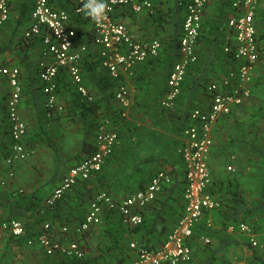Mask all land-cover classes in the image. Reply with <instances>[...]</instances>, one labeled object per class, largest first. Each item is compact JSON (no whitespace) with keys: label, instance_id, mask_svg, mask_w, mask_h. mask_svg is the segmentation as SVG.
I'll use <instances>...</instances> for the list:
<instances>
[{"label":"crops","instance_id":"crops-1","mask_svg":"<svg viewBox=\"0 0 264 264\" xmlns=\"http://www.w3.org/2000/svg\"><path fill=\"white\" fill-rule=\"evenodd\" d=\"M151 1L153 3L151 10L146 9L135 13L123 7L115 13L116 19L124 22L135 38L143 40L158 38L161 40L162 46L157 56L138 63L131 69L121 70V80L128 86L131 104L125 119L119 124L121 131L119 130L120 136L114 153L108 157L99 173L92 175L87 180L79 181L67 192L69 198L61 210L57 211L53 216V227L56 236L64 237L62 241L65 243L78 239L84 247L85 256L96 255L100 252L109 253L107 245L105 246L106 242L109 243L104 232L107 228L122 229L130 227L128 229L130 231L124 232V237L126 238L125 246L127 241L130 243L135 241L138 244L142 241V243H147L154 247L161 245L168 232L176 224L184 207L182 190L184 167L178 154V148L182 143V128L186 123L184 118L186 112L192 110L195 106L207 107L206 88L204 90L201 85L203 81L207 79V83H210L214 80H221L229 70L236 68L239 64L234 57L231 58L225 55L223 50H221L224 47L227 36L230 34L225 22L227 17L233 12L231 3L234 0H208L202 18L201 36L197 45L199 61L190 69L183 84L181 95L175 105L171 108L162 107L160 101L167 90L169 72L179 57L177 35L178 37L180 36L179 33H181L186 9L182 13L177 12L176 7L178 4L182 5L183 0ZM51 4L55 8L62 7L68 10H71L72 5L69 0H51ZM19 21L20 13L18 9L14 8L11 12L10 20L0 26V47L10 46L8 49L0 50V65L9 63L10 65L18 66L21 70L20 79L23 92L20 113L27 123V137L33 138L38 144V148H40L42 144L39 137L43 134L40 131V124L48 119L46 118L48 115L45 116L42 104H37L33 91L36 89L40 92V89L36 88L40 80L34 68L37 67L38 61L43 59L42 50L44 47L40 40L27 39L23 33L24 27L26 25L28 27L30 23V13L27 14V18L25 17L22 22ZM17 23H19V27L15 29ZM71 23L77 30L78 43L89 44V49L84 53L81 62L84 84L93 96L100 95L104 97L108 95L105 93V89L109 86V81L112 78L100 64V59L97 56L99 46L90 41L92 23L86 17H73ZM255 24L257 33L261 31L264 33V0L259 4L255 14ZM262 42H264V38H262ZM26 47L27 50L25 49ZM27 64L30 66L28 67ZM263 68L264 58L257 63L255 78L251 85V96L245 99L241 105L235 107L230 115L218 119L214 125L213 146L209 163L212 171V182L215 184L213 186L216 190L214 195L217 198L220 197L219 194L222 192L219 190L221 179L227 174L225 162H232L235 170L236 166L242 167L250 161L248 156L252 149H250L246 140L251 138V136L248 134L246 137V131L242 129L240 131V135L244 131L242 137L243 139L245 138L244 141H234L223 151L220 146L222 144L225 146V142L232 136L237 137L239 135L234 127L236 118L241 117L243 114L248 115V112L256 107L257 98L260 94L259 81H262ZM33 75L38 78H35V80L32 78ZM8 89V83L5 80L0 81L1 105L5 104V92ZM25 89L26 91H24ZM108 89L110 93L114 91V88L111 89L109 87ZM68 94V91L64 95L62 92L58 93L59 101L64 103ZM42 97L44 98V96ZM116 101L114 97L109 99V103L102 99L99 106H101L102 110L114 109L118 106ZM74 109L75 111L73 112H77V116H79L80 109ZM84 119H93V115L84 116ZM67 122L63 121L62 125H67ZM110 126L116 131L118 130L117 125L115 127L110 124ZM5 129L6 127L0 123V219L9 216V207L12 203L21 202L28 204L34 198V193L43 196L42 202L44 203L45 199L61 182L63 176L75 162V158L67 161L68 164L61 172L62 176L47 191L40 190L39 183L36 182L34 184L39 179L37 173L41 164L33 165V157L35 155L18 162L14 167V177L8 179V165L6 163L8 156L5 158L3 155H5L6 150H9L8 155L10 154L12 142L10 133L7 132L5 134ZM94 137L95 135H92L89 139L92 143L94 142ZM4 138L8 142L9 148L3 146ZM81 141L82 139L78 143H73L76 146L73 151L67 153L64 157L65 159L72 158L76 152L80 151ZM256 143L263 144L257 141ZM223 153H225L224 156L222 155ZM256 153L254 158L259 162L261 158L259 154L261 153L259 151ZM81 154L84 157L86 153L83 152ZM37 161L38 159H36ZM141 161L146 162L145 167H142ZM248 164V169L245 172L252 174L250 171L255 168L256 171H252L253 174L258 172V177H264V170L262 167L259 168V164L254 165L251 162ZM159 169H166L171 172L177 187L173 191L165 189L160 192L156 200L143 210L146 223L145 229L139 232L131 231L133 226L124 224L120 219L119 213L115 215V213H108L105 210L101 214L100 222L93 225L95 227L82 236L84 237L82 241L79 239L81 236L74 235L73 229L87 213L92 197L96 193L108 192L117 200H122L138 189L144 188L149 183L154 172ZM3 179H8L5 185L1 184ZM252 181L253 179L248 185L242 186L243 191H250L249 186ZM256 182V189H258L259 178H257ZM261 185L262 181L260 179V187ZM83 196L84 201L81 199ZM228 202L231 203L229 200ZM78 203L82 205H78L75 208L80 209V211L75 210L73 207ZM220 207H223V209L214 212L209 211L205 217L207 226L210 227L208 232L211 236L207 235L210 238L209 244L218 249L215 252H212V249H206L202 252V247L205 248L207 244L202 236H205L206 233H195L192 238V244L195 246V249H193V260L187 264H206L208 258L213 264H229L230 262L250 260L251 251L243 241L242 237L244 235L238 230L230 231L228 229L230 225L228 224L230 220L228 219L229 207L226 204H221ZM224 209L227 214L222 211ZM35 212L37 213L38 211L31 210L27 217V220L33 223L30 229L32 232L31 236L36 235V231L41 225V221L35 217ZM208 222L211 223V226L208 225ZM242 222L244 221L238 222L236 225ZM260 222L263 223L259 218L251 223L257 225ZM251 223L248 224L251 225ZM61 225L69 227L70 233L65 234L66 237L60 231ZM258 234L264 243V227L258 229ZM258 234L256 232L257 238ZM10 239L12 237L9 235L0 238V264H67L68 262L67 256L60 253L48 255L38 243L33 245H28L26 242L18 244L13 243L12 240L10 242ZM132 249L130 251L136 254L135 249ZM115 254L118 255L117 253ZM109 255L112 256L111 252ZM258 256L264 260V249L259 251ZM108 260L110 261V258ZM101 263L126 264L124 262L118 263L115 260Z\"/></svg>","mask_w":264,"mask_h":264},{"label":"built area","instance_id":"built-area-1","mask_svg":"<svg viewBox=\"0 0 264 264\" xmlns=\"http://www.w3.org/2000/svg\"><path fill=\"white\" fill-rule=\"evenodd\" d=\"M26 0H0V26L10 20L11 12L19 2ZM71 10L55 8L51 0H29L30 23L25 30V37L40 40L43 45V59L38 61L37 71L43 85L47 115L63 111L65 104L58 99L57 77L61 68L69 75L81 98L92 101L94 96L84 84L81 62L89 49L88 43H78V33L72 25L73 17H86L92 23L90 41L99 46L97 56L100 64L109 75L118 80L115 98L121 108V116L125 117L131 104L130 92L126 83L121 80V70L131 69L136 64L159 54L162 42L158 38L137 39L129 27L116 19L115 13L123 7L138 13L151 10V0H105V13L100 20H93L85 14L86 0H69ZM262 0H234L233 12L227 17L225 26L228 29L224 51L232 53L239 62L222 77L207 85L208 105L205 108L195 107L190 111L189 123L182 131V143L178 148L185 174L183 190L184 207L174 227L168 232L165 241L157 247L140 245L135 241L130 247L136 254L128 264H179L192 260L193 252L190 242L194 236V228L203 219L206 212L221 206L220 200L211 192L212 171L210 155L213 146V129L221 117L230 115L235 107L241 105L252 94L251 85L255 78V70L259 62L260 50L257 39L255 14ZM208 0H190L179 38L178 60L172 66L167 90L160 104L171 108L181 95L182 87L190 69L199 61L197 45L202 29V18ZM21 70L15 65H0V81L8 83L5 101L9 133L12 139L11 152L6 158L8 165L7 178L15 175V165L32 157L36 149L27 145V123L20 113L22 99ZM1 113V108H0ZM118 140V132L110 126L105 118L95 133V151L72 165L63 176L61 182L45 199L47 206H53L63 194L81 180H87L102 170L108 157L113 153ZM229 170L234 168L229 165ZM7 179V180H8ZM1 181L2 185L7 182ZM173 180L166 169L157 170L149 183L122 200H117L108 192L96 193L89 205L84 219L73 229L74 235H83L91 226L100 222L103 211L116 210L122 222L138 225L143 222V210L152 204L157 195ZM211 226V223L208 222ZM230 231L238 230L246 236L252 247H262L253 227L248 223L230 224ZM26 223L19 218L0 219V238L9 235L14 238L26 234ZM62 234L70 233L67 225H61ZM66 237V235H65ZM205 243L210 238L202 236ZM64 238V237H62ZM56 236L53 223L46 220L41 223L35 236L26 239L28 245L38 243L48 255L60 253L67 257L82 258L84 247L78 239L65 243ZM233 264H249L245 261Z\"/></svg>","mask_w":264,"mask_h":264},{"label":"trees","instance_id":"trees-1","mask_svg":"<svg viewBox=\"0 0 264 264\" xmlns=\"http://www.w3.org/2000/svg\"><path fill=\"white\" fill-rule=\"evenodd\" d=\"M189 1L190 0H183V3H182L183 6L179 5L177 3L178 4V6L176 7L177 12L179 11V13H182V11L184 9H186V5L188 4ZM15 8L18 9V12L20 13V21L19 22H22V20L25 17L27 18V14L30 12L31 6L29 3V0H26V1L19 2ZM179 34L181 35V33H179ZM200 36H201V34H200ZM179 38H180V36L178 37V35H177V47L178 48H179ZM262 38H264V33L261 31V32L257 33L258 46H259V50H260L259 60L261 58H264V42H262ZM199 39H200V37H199ZM9 47H10L9 45H6L5 47H0V50L8 49ZM221 50H223L225 55H228L231 58H233L232 53L225 52L223 48ZM149 59H147V60H149ZM5 65H10V64L5 63ZM27 66L29 67L30 65L27 64ZM34 70L38 73L37 67H35ZM32 78L37 79L38 77L33 75ZM117 83H118V80L112 78V80L109 81V86H107V88L105 89V93H107L108 95L103 97V96H100L98 94L99 96H97V95H96V97L94 96L93 100L89 102V101L83 100L81 98L80 94L77 92V90L75 88V85L72 83L68 73L63 68H61L59 73H58V77H57V85H58V90H59L58 93L62 92V94L64 95L68 91L69 94L67 95L66 98L64 97L65 98V100H64L65 101L64 102L65 103V109L63 111L53 112L50 117L46 116L47 110L45 107V95L43 92L42 83L39 82V84L36 86V88L38 87L37 89H40V92L37 91L36 89H34L33 93H35L34 94L35 99L38 100V98L40 96H44L42 106H43V112H44L46 118H51V117L58 115V116H60V118H59V120H60V119H63L62 117H64V115H66V113L69 110H70L69 113H73V111H75L74 108H77V109H80L78 114L80 115L81 118H83L82 119L83 123L86 124V126L92 127V128H90V127L85 128V134H84L82 141H81L80 151L76 152V154L74 156H72V158L69 159V160H71V159L75 158L74 164H76L77 162H79L83 158L81 153L84 152V153H86L85 156H87V155H89L95 151V149H96L95 144H94V142L92 143L89 139L92 135H95L97 128H98V125L105 118H108L110 120L111 125H114L115 127L117 125V128H118L117 132H118V139H119V136H120L119 130L121 131L119 124H121V122L125 119V117L121 116L120 106L118 105L114 109H106V110H102L101 106H99L102 99H105L109 103L110 98H112V97L115 98ZM208 83H207V79L205 81H203V83H201L204 90H205V88H207ZM109 87H111V89L114 88V91H113L114 93L109 92V89H108ZM206 93H207V90H206ZM115 100H116V98H115ZM0 108H1L0 123L2 125H4V127H6V129L4 131H5V134H7V132H9V123H8V113H7L6 105L0 104ZM190 111L191 110L186 112V116L184 117L186 119V123L183 126L182 131H183L184 127L190 121L189 120ZM75 113H77V112H75ZM89 114L93 115V119L85 120L84 116L88 117ZM254 128L256 129V133L254 136L259 139L260 138L259 130L256 127H254ZM250 132H251V134H253L252 131H250ZM248 134L249 133L246 132V137ZM251 134H250V136H251ZM256 138H254L252 140H250L248 138L246 140V142L249 143L250 149H252V152L248 156L250 161L245 163L242 167L236 166V169L231 174H229L227 172V174H225L223 179H221V183L219 185V190H221L222 192H220V194H219L220 197H218V198L220 199L221 204H224V205L226 204L227 207H229V209H230V211L228 213L229 214L228 219H230L228 224L233 223L236 225V224H238V222H241V221L251 223V222H254L255 219L260 218L261 221H263V223L260 222L257 225L251 224L254 231L257 232V234H258V229L264 227V177H260V176L258 177V172L256 174H253L252 171H256L255 168L253 170L251 169L250 172L252 174H249V172H245L248 169V165H249L248 163L249 162H251V164H254V165L259 164V168L262 167L264 170V148L261 147L263 144L261 145V144L256 143V141H257ZM25 140H26L25 142L27 143V145L35 147L34 144L36 143V141H34L32 139V142H31V141H29L28 137H26ZM48 140L50 141V139H48ZM234 141L241 142L244 140H241L240 137L236 139L235 136H232L227 142H225L226 143L225 146L223 144H222V146H220L222 151L225 150V148L229 147ZM11 142H12V139H11ZM3 146H6L9 148V144L7 141H5V138L3 139ZM258 151L261 153V154H259L261 156L259 162L254 158V157H256V154H257L256 152H258ZM8 152H9V150H6L4 153L5 155H3L5 158H6V156H8ZM113 153H114V151H113ZM113 153L111 155H113ZM224 154L225 153H223L222 155L224 156ZM257 171H259V170H257ZM257 178H259V182H258L259 188L258 189H256V190L250 189V191H247V192H245V190L243 191L242 186L248 185L249 181L252 179H255L257 181ZM260 179L262 181L261 187H260ZM182 181H183V189L182 190H184L185 174H184ZM176 185H175L174 179H173L172 182L168 186H166L163 190L170 189L171 191H173L177 187ZM213 185H215L214 182H212L210 189H211V192L213 194L214 193L216 194V192H215L216 190H215V187ZM69 190H67L63 194L62 198L59 199L53 206H47L45 204V202L43 203L42 197L36 193L33 194L34 198L32 199V201L30 200L28 204H23L21 202L12 203L9 207V216H7L4 219H10V218L22 219L26 223V229L27 230H26V234L23 237H19V238L12 237V239H10V242L12 240L13 243L23 244V242H26L27 237L32 235V232L30 231V229L32 228L31 226L33 225V223H31L29 220H27V217L29 216L31 210H33V209L37 210L39 213H41L39 216L40 219H38L41 221V223L46 221V220H49L53 223L54 222L53 216L57 213V211L61 210V208L63 207V205L66 203L67 199L69 198L68 197L69 195L67 193ZM81 199H82V201H84L85 200L84 196L81 197ZM228 200L231 201V203H229ZM78 205H82V204L78 203L73 207L75 208ZM44 206H47V207H44ZM221 209H223V207L222 208L219 207V208L213 210V212L214 211H220ZM75 210L80 211V209H78V208H75ZM222 211H224V213L227 214L225 209ZM106 212H108V213L113 212V213H115V215H116V213H119L116 210H113V211L110 210V211H106ZM206 213L204 215V219L198 225L195 226L194 236H195V233H198V232H203V233H206V235H210V233L208 232L210 227L207 226L206 218H205L207 215ZM181 214H182V212H181ZM84 217H85V215H84ZM84 217L81 219V221L84 219ZM120 219H121V216H120ZM93 227H95V226H91V228L89 230L91 231L93 229ZM145 227H146V223H145V220L143 219V222L141 224L134 225L133 228H131V231L139 232V231H142L143 229H145ZM129 228L130 227H126V228H122V229H120V228H113V229L107 228L106 231H104L105 236L107 237L108 242H109V243H107V242L105 243V246L107 245V251L109 252L108 254L105 252L104 253L100 252L96 255H90V256L84 255V257H82V258L67 257L68 258L67 264H102L101 262H103V261L104 262L105 261L110 262L113 260L117 261L118 263L124 262V263L128 264L135 256V253H132V251H130V249H132L130 247V242L127 241L126 246L124 244L126 242V238L124 237V232L127 231ZM128 231H130V230H128ZM85 233H83V235H80L81 237L79 239L81 241H82V238H84L82 236H84ZM242 238H243L244 243L248 246V248L251 251V257L249 258L250 260H245V262H247L249 264H264V260L258 256L259 251L264 249V243H263V241H261V239H260L261 237L259 236V234H258V239H259L260 243L263 244L262 247H252L251 243L249 242V240L246 236H244ZM165 239H166V237H165ZM165 239H164V241H165ZM140 244H142L144 246H148V247H154V246H151L147 243H142V241L140 242ZM190 245H191L192 252H193V249H195V246L192 244V240L190 242ZM206 249H212V252H215L218 248H215L211 244L207 243L205 248L202 247V252H204ZM110 252H111L112 256L109 255ZM115 253H117L118 255H116ZM109 258H110V261L108 260ZM192 260H193V257H192ZM191 261L182 262L179 264H187V263H191ZM233 263L234 262H230L229 264H233ZM206 264H213L211 262L210 258H208V262Z\"/></svg>","mask_w":264,"mask_h":264},{"label":"rangeland","instance_id":"rangeland-1","mask_svg":"<svg viewBox=\"0 0 264 264\" xmlns=\"http://www.w3.org/2000/svg\"><path fill=\"white\" fill-rule=\"evenodd\" d=\"M17 27H19V23H17L15 29H17ZM26 28L27 25L26 27H24L23 33H25ZM25 49L27 50V47ZM262 59L263 58H261L260 60ZM261 78L262 81H260V85H259L260 94L258 95L257 98L258 102L256 107L253 108V110L249 111L248 115L243 114L241 117L236 118V120L234 121L235 122L234 127L239 133V135L235 138L237 139L241 136L240 137L241 140H245L242 138L244 135V131H246L249 134H251L250 131H252L253 134L251 135V138L252 139L256 138L254 136L256 133V129L254 127H256L260 131V138L259 139L256 138L257 142L263 143L262 146L264 148V68L261 74ZM7 91L8 90H6L5 92V100L7 97ZM24 91H26V89ZM37 101H38L37 104L41 105L43 103V97L40 96ZM69 111L66 113V115H64V117H62L63 119L59 120L60 116L56 115L54 117L42 121L40 124L41 126L40 131L43 134L40 135L39 139L42 145L40 146V148H38V144L36 143L34 144L36 152L34 154L35 156L33 157V162H34L33 165L36 166L37 164L39 165L41 163L37 173V177L39 179L38 181L34 182V184L36 182L39 183L40 190L47 191V189L49 190V188L53 185V183L58 182V179L60 178V176H62L61 172L68 164L67 161L69 160V158L65 159L64 157L67 155L68 152L73 151L74 147L76 146V144L74 145L73 143H78V141L83 138L85 134V128L90 127V126H86V124L83 123V120L80 117V115L77 116V113L75 112L69 113ZM63 121H68L67 125H62ZM244 122L246 125L244 124ZM244 127L246 128L244 129ZM241 129L244 131L240 135ZM67 136L69 138L68 140H67ZM251 138L249 139L252 140ZM32 139L33 138H29V141L32 142ZM48 139H50V141ZM37 154H38V158H37ZM36 159H38L37 162ZM231 164L232 162L230 161L225 162V167H226L225 169L229 174H231L234 171L228 169V166ZM141 165L142 167H145L146 162L141 161ZM231 166L235 168L233 164ZM256 186H257V182L255 179H253L249 188L252 190H256ZM41 197L44 198L43 196ZM35 215L36 218L40 219L39 218L40 213L35 212Z\"/></svg>","mask_w":264,"mask_h":264},{"label":"clouds","instance_id":"clouds-1","mask_svg":"<svg viewBox=\"0 0 264 264\" xmlns=\"http://www.w3.org/2000/svg\"><path fill=\"white\" fill-rule=\"evenodd\" d=\"M105 0H86L84 3L85 14L93 20H100L106 9Z\"/></svg>","mask_w":264,"mask_h":264}]
</instances>
